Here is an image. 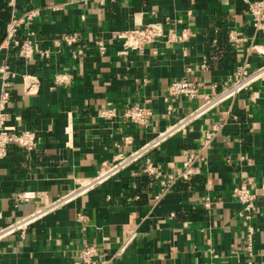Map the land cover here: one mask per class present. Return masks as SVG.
<instances>
[{"label": "crops", "instance_id": "1", "mask_svg": "<svg viewBox=\"0 0 264 264\" xmlns=\"http://www.w3.org/2000/svg\"><path fill=\"white\" fill-rule=\"evenodd\" d=\"M28 2L35 15L22 30L33 29L52 52L20 70L14 49H0V63L7 60L20 73L12 80L10 123L33 130L38 141L31 151L10 144L0 158V226L50 203L95 175L101 162L136 149L188 112L190 100L168 96L174 80L200 81L209 91L221 88L245 57L253 66L264 63V32L254 28L245 0ZM167 18L165 28L186 31L183 41L166 45L158 38L140 51L125 50L114 38V32ZM231 30L250 38V55L246 43L236 47L229 40ZM68 32L78 34L82 54L54 45ZM57 76L65 80L56 83ZM135 104L152 111L147 128L124 117ZM103 108L116 113L103 117ZM215 123L220 130L202 149ZM191 153L195 172L168 190L132 165L48 212L24 234L1 239L0 264L82 263L78 251L85 244L100 247L105 264H264V76L164 142L153 158L180 176ZM241 180L256 194L250 253L240 204L231 197ZM20 193L35 197L20 200Z\"/></svg>", "mask_w": 264, "mask_h": 264}, {"label": "built area", "instance_id": "2", "mask_svg": "<svg viewBox=\"0 0 264 264\" xmlns=\"http://www.w3.org/2000/svg\"><path fill=\"white\" fill-rule=\"evenodd\" d=\"M245 1L248 5V13L254 28L257 32H264V0ZM10 4L14 6L15 0H11ZM34 15L35 10L30 9L22 12H13L6 27V37L0 43V49L2 47L13 48L16 58L24 64L32 59H47L52 52L50 48L42 46L33 29L22 30V26L29 24ZM167 23H169V18L166 19V22L140 24L127 30L114 32V38L122 41L125 50L140 51L146 45L157 41L158 38H163L166 45L183 41L186 37V31L183 30L182 33H177L173 26L165 28ZM21 30L24 33L22 38L19 37L20 33H22ZM229 40L236 47L246 43L248 46L244 50L248 55L255 47L248 36L236 30L229 32ZM53 42L57 47H73L76 54H82L83 52L82 47H77L78 34L76 32L65 33L60 38H55ZM249 42L250 44H248ZM98 48L101 52H104L106 44L99 41ZM19 74L7 60L0 63V158L8 154V146L10 144H16L28 151L34 150L38 145L36 133L33 130L21 128L16 123H10L11 115L8 108L11 100L12 80ZM263 76L264 63L253 66L249 57H245L227 76L221 88L213 85L211 90L206 91L203 82L193 81L186 77L174 80L168 87V96H182L190 100L193 106L188 112L178 117L164 129L155 132L136 149L127 153H119L111 161L105 160L101 162L95 175L83 182H79L77 186L58 196L50 203L0 226V240L16 233L24 234L31 224L41 219L48 212L75 200L107 180L118 177L123 170L132 165H140L143 172L159 180L162 191L174 186L180 177L188 179L195 172L194 162L197 159V155L191 153L186 156L183 160L181 174L177 176L165 171L162 165L154 160L153 154L155 150L170 138L186 133L188 127L194 121L243 91L251 89ZM64 80L65 78L57 76L55 82L58 83ZM29 90L30 88H28ZM170 110L171 106L168 107V111ZM115 113L116 110L114 108H103L100 110V115L107 118L113 117ZM123 115L129 121L147 128L152 111L145 105L135 104L126 108ZM14 118L18 120L19 116ZM220 127L218 123H215L205 131L201 141L202 149H206L211 144L214 135L220 130ZM33 197H35L33 193L18 194L20 200H28ZM155 197L158 198L159 195L157 194ZM231 197L240 204L239 218L246 224V249L250 253L253 249L252 240L254 235V226L250 222L256 214V194L251 190L247 182L241 180L232 188ZM204 204L208 206L209 202L205 201ZM79 218H82L81 214ZM78 254L82 263L77 264H105L107 262L104 252L94 244L83 245L79 249Z\"/></svg>", "mask_w": 264, "mask_h": 264}, {"label": "trees", "instance_id": "3", "mask_svg": "<svg viewBox=\"0 0 264 264\" xmlns=\"http://www.w3.org/2000/svg\"><path fill=\"white\" fill-rule=\"evenodd\" d=\"M10 1L11 0H0V43L6 37V27L11 19L13 12H22L23 10L29 9L27 6L29 5L28 0H15L14 6L10 4ZM17 63L20 65V70H23L24 63H22L18 59Z\"/></svg>", "mask_w": 264, "mask_h": 264}]
</instances>
